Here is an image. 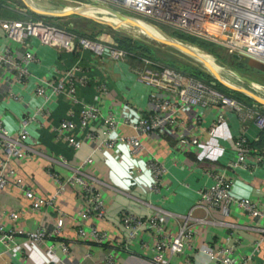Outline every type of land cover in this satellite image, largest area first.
Listing matches in <instances>:
<instances>
[{"label": "crops", "instance_id": "crops-1", "mask_svg": "<svg viewBox=\"0 0 264 264\" xmlns=\"http://www.w3.org/2000/svg\"><path fill=\"white\" fill-rule=\"evenodd\" d=\"M3 1L0 8V17L3 19L22 20L34 14L14 0ZM99 37L105 40L111 38L104 33ZM3 44H9L17 54L26 50L25 46L5 38L0 30V46ZM31 50L35 60L28 66L30 77L26 87L14 81L12 69L0 67V119L12 136L17 135L20 119L26 114H32L42 102L33 94V87L38 79H50L54 74V66L59 69L69 67L75 57H81L83 66H88L87 53L81 49L58 55L53 47L37 44ZM82 71L89 83L78 87L76 96L92 103L96 95L94 84L103 77V73L97 67H87ZM105 77L108 80L109 99L115 104L127 105L132 120L138 111L155 108L156 103L150 99L149 89L135 81L126 65L110 64ZM9 88L21 97L20 100L7 96ZM50 96L46 103L48 113L37 115V121L28 127L31 138L26 140V145L32 148V152L20 159H8L6 167L42 197H49L56 188V182L48 174V170L56 173L62 180L70 173V169L61 163V156L70 164L76 165L93 148V144L78 129L74 130V134L81 139L82 144L77 151L64 140L56 139L53 126L62 119L78 123L81 105L64 95ZM155 96L163 98V94L159 92ZM261 106L264 108V105ZM200 110L199 107H190L182 113L188 129L194 124V116ZM213 119L210 113L202 119L198 132L199 144L195 151H179L175 146L179 136L187 135L188 130L180 132L168 129L164 133L152 132L141 136L144 150L139 155L131 154L126 143H118L113 149L94 152L93 161L85 165L83 170L86 179L101 193L105 207L102 217L91 215L85 220H79L78 212L84 205L82 192L75 185L66 186L50 207L32 210L23 192L15 185L13 177H9L10 184L0 189L1 225L24 230H35L38 227L50 229L62 215L64 226L58 237L48 238L40 244L20 235L7 244L0 241V264H106L108 256L117 264H154L151 261L154 241L152 233L142 230L129 240V229L122 224L124 213L140 217L156 214L165 231L170 234L177 232L180 215L188 211H191L193 217L204 219V222L196 225L197 231L190 244L182 254L173 255L170 264H213L198 249H217L229 233L238 239L236 254L248 253L258 237V233L249 226L252 222H261L260 219H252L236 206L231 208L228 217H224L217 209L205 211L195 204L198 191L213 182V173L223 172V176L231 182V192L235 196L259 200L264 206V132H259L253 124H245L241 129L238 116L230 113L227 121L216 125L214 133L210 134L208 131ZM118 133L130 135L134 132L130 127L120 126ZM239 134H243L247 140L246 162L244 165L229 167L228 164L236 157L233 143ZM260 155L263 158L261 162L257 161ZM0 157L6 158L1 143ZM148 157L160 160L166 168L163 185L158 191L150 190ZM12 211L19 215L15 221L8 218V213ZM222 221L233 226L228 227ZM79 225L86 229L94 226L105 231L108 238L101 244L95 243L90 235L81 238L77 234ZM60 242L68 246L67 254L62 252ZM47 245H52V255L48 254ZM246 264H264V244Z\"/></svg>", "mask_w": 264, "mask_h": 264}, {"label": "built area", "instance_id": "built-area-1", "mask_svg": "<svg viewBox=\"0 0 264 264\" xmlns=\"http://www.w3.org/2000/svg\"><path fill=\"white\" fill-rule=\"evenodd\" d=\"M97 1V0H86ZM114 1L126 8L155 17L176 28L193 34L207 36L222 44L231 55L242 53L250 58L264 63V0H99ZM60 18V17H58ZM0 30L9 41L26 47V50L17 54L9 44L0 46V67H7L14 71V81L26 87L30 77L29 64L35 60L32 46L40 44L53 47L58 55L73 53L77 49L87 53L88 68L97 67L103 77L94 84L96 95L92 103L80 100L76 96L77 88L89 83L87 76L82 72L81 57L69 67L59 69L54 66L53 76L40 78L33 87V94L41 99L32 114L24 115L19 121L16 136L10 135L2 125L0 119V143L6 158L0 157V189L10 184L9 177H13L15 185L23 192L29 201L32 210L47 208L53 200L65 190L68 185L78 186L82 192L83 209L79 210V220H85L91 215L102 217L105 213L104 201L101 193L86 179L83 170L85 165L92 161V154L102 149H113L118 143H126L133 155H139L144 150L140 140L143 135L152 132L164 133L168 129L183 132L187 135L179 136L176 148L179 151L189 149L195 151L199 144V127L207 114L213 115V123L208 133L213 134L216 125L226 122L230 113L238 116L241 129L246 124H253L259 132L264 129V108L257 105H248L234 97L228 96L216 88L214 82L200 79L188 72L179 70L157 60L128 52L119 47L113 40L94 39L65 29L59 23L49 19L28 16L22 20L3 19L0 17ZM133 58V61H131ZM124 64L133 73L135 81L142 83L149 89L150 99L156 103L155 108L138 111L135 118L129 113V107L115 104L109 97L108 80L106 79L109 65ZM87 70V69H86ZM8 85H11L10 83ZM129 88V87H128ZM130 89V88H129ZM163 94L157 98L155 93ZM64 95L73 102L81 105L78 123L71 119H62L53 126L56 139L64 140L69 147L77 151L81 148V139L74 134L78 129L85 138L93 144L92 151L85 159L76 165L70 164L67 159L60 157L63 165L70 169L65 180L48 170V174L56 182V188L49 197H42L19 177H15L13 170H7V160L20 159L32 152L26 145L31 138L28 127L37 121V115L48 113L46 103L50 95ZM7 96L13 100H20L12 92ZM199 107L201 110L194 116V124L188 129L186 120L182 116L185 109ZM120 126H127L133 134L118 133ZM246 137L239 134L234 139L235 160L228 164L234 167L246 162ZM257 161H263L262 156ZM147 165L151 172L150 190L158 191L163 185V176L166 168L160 160L148 157ZM196 206L205 211L217 209L224 217H228L232 207H237L252 219L258 218L261 222L252 224L250 229L258 233L250 251L244 255L236 254L238 239L228 234L223 244L217 249L199 248L198 252L205 254L213 264H246L253 258L261 245L264 244V206L261 201L249 197H238L231 192V182L223 172L213 173V182L198 191ZM62 216V215H61ZM56 219L50 228L38 227L35 230H24L14 226L4 227L0 224V241L10 242L15 236H24L33 243H42L48 238L58 237L63 229L62 217ZM19 217L17 212H9L8 218L12 221ZM204 219L195 218L191 211L180 215L178 230L175 234L165 231L163 223L156 214L140 217L131 213L122 215V224L129 229V240L140 231L152 233L153 245L151 261L154 264H170L173 255L182 254L196 234V225ZM222 224L232 227L227 221ZM79 237L90 235L95 243L101 244L108 238L105 231L94 226L87 229L79 225ZM64 254L68 253V246L59 243ZM48 254H53L52 245H47ZM106 264H117L111 256L106 258Z\"/></svg>", "mask_w": 264, "mask_h": 264}, {"label": "rangeland", "instance_id": "rangeland-1", "mask_svg": "<svg viewBox=\"0 0 264 264\" xmlns=\"http://www.w3.org/2000/svg\"><path fill=\"white\" fill-rule=\"evenodd\" d=\"M14 1H16L20 6L28 8L23 0ZM27 2L36 8L50 11H58L71 7H81V9L77 10L76 14L60 18L45 14L42 15L40 13L33 12L29 8L28 9L34 13L32 15L33 17L49 19L54 23H59L60 26H63L66 29L68 28L78 30L79 32H82L86 35L93 36L96 34V32H100L108 33L111 35H125L132 37L136 39L133 42V48H130L129 50L123 47L121 48L127 50L128 52H140V54L144 57L160 61L193 75L198 76V70H202L204 72L211 71L206 69L197 60H195L194 58L196 57H194L193 55H186L178 51L181 50L180 48L170 46L169 44L149 35L147 36L146 34L142 33L139 28L128 23V21L121 16L126 15L142 20L148 25L155 27L159 32L165 34L166 36L168 35L175 40L186 44L190 48L202 53V55L211 60L212 64L214 63V65L217 66V68H213L212 71L220 78L224 80L227 79L225 81H227L228 83L238 86L244 91L256 95L258 98L264 100V73L234 59L230 53L226 52L225 47L215 39L183 31L155 17L143 15L142 13L126 8L114 1L27 0ZM3 4L4 1H0V8L3 6ZM171 29L180 30L184 33L201 37L207 42L212 43L214 48L213 50H208L206 48H201L187 43L183 40L177 39L169 34V31ZM220 84L224 87L225 92L223 93L229 94L231 97H234L236 99L253 102L254 104L251 105L259 104L252 98L239 92L237 89L226 86L222 83Z\"/></svg>", "mask_w": 264, "mask_h": 264}, {"label": "trees", "instance_id": "trees-1", "mask_svg": "<svg viewBox=\"0 0 264 264\" xmlns=\"http://www.w3.org/2000/svg\"><path fill=\"white\" fill-rule=\"evenodd\" d=\"M0 1H3V0H0ZM67 30L72 31V32H75V33H78V34L85 35V36L90 37V38H94V39L99 38V39L105 40L104 38L99 37V35L103 34V33H100V32L99 33L96 32L95 35L90 36V35H86V34H84L82 32H79L78 30H73V29H68V28H67ZM104 34H107V35H109L111 37L110 39H108L109 41L110 40H113V41H115L117 43V45L119 47H123V48L128 49V50L130 48H133V42L136 40V39H133L132 37H129V36H126L125 37V35H122L121 36V35H111V34H108V33H104ZM169 34L171 36L177 38V39L183 40V41H185L187 43L193 44V45L198 46V47H201V48H206L208 50H213V48H214L213 47V44L210 43V42H207L205 39H203L201 37H197V36H193V35L184 33V32H182L180 30L171 29L169 31ZM132 53L137 54V55H141L140 52H132ZM231 56L233 57V55H231ZM131 61H133V58H132ZM197 74H198V76L197 75H194V76H196V77H198L200 79H203L205 81H208V82H214L217 89L221 90L222 92H225L224 87L220 84V82L217 81V80H215V79H213V77L209 73L204 72L202 70H198L197 71ZM226 95L230 96L229 94H226ZM238 100H240V99H238ZM240 101H242V102H244V103H246L248 105L254 104L253 102H247V101H243V100H240ZM257 105L258 106H261V104H257ZM261 107H263V106H261ZM263 132H264V129H263Z\"/></svg>", "mask_w": 264, "mask_h": 264}, {"label": "water", "instance_id": "water-1", "mask_svg": "<svg viewBox=\"0 0 264 264\" xmlns=\"http://www.w3.org/2000/svg\"><path fill=\"white\" fill-rule=\"evenodd\" d=\"M25 5L31 9L33 12H36V13H40L42 15H49V16H56V17H66V16H69V15H72V14H76L77 13V10L78 9H81V7H71V8H65V9H62V10H58V11H50V10H45V9H41V8H36L34 6H32L31 4H29L27 2V0H23ZM110 12V11H109ZM121 16V15H120ZM122 18L126 19L127 18H134V17H130V16H121ZM128 21V20H127ZM163 34V33H162ZM165 36V39L164 40H161L162 42H165L167 44L171 43V42H176L178 43V45H180V47H185L186 45L181 43L180 41L178 40H175L174 38L170 37V36H166L165 34H163ZM158 39V38H157ZM160 40V39H158ZM170 45V44H169ZM171 46V45H170ZM233 57L234 59H236L237 61L253 68V69H256V70H259L261 72L264 73V63L262 62H259L257 60H254L252 58H250L249 56L247 55H244L242 53H235L233 54ZM209 73L213 79L219 81L220 83L226 85V86H229V87H232V88H235L237 89L239 92L247 95L248 97L252 98L253 100H255L256 102L264 105V100L261 99V98H258L256 95H253L249 92H246L244 91L243 89H241L240 87L238 86H235L231 83H228L227 81H225L224 79L220 78L217 74H215L213 71H209L207 72Z\"/></svg>", "mask_w": 264, "mask_h": 264}, {"label": "bare ground", "instance_id": "bare-ground-1", "mask_svg": "<svg viewBox=\"0 0 264 264\" xmlns=\"http://www.w3.org/2000/svg\"><path fill=\"white\" fill-rule=\"evenodd\" d=\"M88 12V11H87ZM96 13V12H95ZM128 23L134 25L135 27L139 28V30L146 34L147 36H151L153 38H158L160 40H164L165 36L159 32L155 27H152L150 25H148L147 23L143 22L142 20L136 19V18H127ZM129 32V31H128ZM130 33V32H129ZM136 35V34H135ZM164 36V37H163ZM126 37V36H125ZM134 39V38H133ZM171 46L180 48L181 50H178L186 55L191 54L193 55L195 60H197L201 65H203L206 69L211 70L213 68H217L216 65H214V63L212 64L211 60L208 59L206 56L202 55V53L190 48L189 46L184 47H180V45H178L177 41L176 42H171L169 43ZM190 56V55H189ZM191 57V56H190ZM193 58V57H192ZM219 72V71H218ZM227 80V79H225ZM234 80V79H233ZM233 83V82H232Z\"/></svg>", "mask_w": 264, "mask_h": 264}]
</instances>
